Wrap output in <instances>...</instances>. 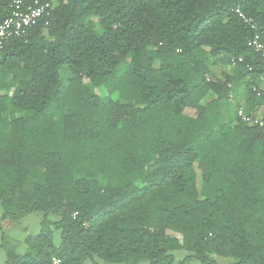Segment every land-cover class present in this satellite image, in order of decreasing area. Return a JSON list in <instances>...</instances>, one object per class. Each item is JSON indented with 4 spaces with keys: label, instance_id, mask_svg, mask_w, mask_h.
<instances>
[{
    "label": "trees",
    "instance_id": "trees-1",
    "mask_svg": "<svg viewBox=\"0 0 264 264\" xmlns=\"http://www.w3.org/2000/svg\"><path fill=\"white\" fill-rule=\"evenodd\" d=\"M47 1L0 46L3 264H264V0Z\"/></svg>",
    "mask_w": 264,
    "mask_h": 264
},
{
    "label": "built area",
    "instance_id": "built-area-1",
    "mask_svg": "<svg viewBox=\"0 0 264 264\" xmlns=\"http://www.w3.org/2000/svg\"><path fill=\"white\" fill-rule=\"evenodd\" d=\"M51 9V2L47 0H12L9 14L0 21V46L13 38L25 39L33 26L51 14ZM247 45L264 55V45L258 34ZM262 80L264 81V77ZM238 115L245 122L262 124L260 116L245 114L242 109H239ZM52 263L58 264L59 259L52 258Z\"/></svg>",
    "mask_w": 264,
    "mask_h": 264
},
{
    "label": "rangeland",
    "instance_id": "rangeland-1",
    "mask_svg": "<svg viewBox=\"0 0 264 264\" xmlns=\"http://www.w3.org/2000/svg\"><path fill=\"white\" fill-rule=\"evenodd\" d=\"M224 69L225 68L222 67L221 65H215V66H212L211 67L212 72L213 73H216V74H219ZM261 85H262V88L264 90V81L261 82ZM95 91H96V93H98V94H100L102 96H104V95L107 94L106 91H105V89H103V88H98ZM113 98L116 99L117 98V95H113ZM29 218H31L32 221L34 223H36V225H32V223H30L29 226L26 225V224L25 225H22V226L21 225H18L13 230H10V231L8 230L7 231V233L9 235L5 234V232L3 231L4 232V235L9 238V242L12 245H15L16 246V252L17 253L20 252L19 249L21 248L22 243H24L25 238L28 235H30V234L37 233L39 231V229H40V224H39L40 223V219L36 215H34V214L26 216L25 218H23L22 220H20V222L18 221V223L20 224V223L26 221ZM5 224L6 223H4L3 225H5ZM8 225H10V224H8ZM27 228L29 230H27ZM0 241H1V232H0ZM17 248H18V251H17ZM180 256H182V252H178L177 253V257H180ZM4 259H5V252L0 248V264H3Z\"/></svg>",
    "mask_w": 264,
    "mask_h": 264
},
{
    "label": "crops",
    "instance_id": "crops-1",
    "mask_svg": "<svg viewBox=\"0 0 264 264\" xmlns=\"http://www.w3.org/2000/svg\"><path fill=\"white\" fill-rule=\"evenodd\" d=\"M0 215H1V208H0ZM39 219H40V215H36ZM32 218V217H31ZM31 218H29V219H27L26 221H24V222H22V223H18V222H16V223H11L10 225H8V224H5V225H2V229H3V231L5 232V234H7V235H9L8 233H7V231L9 230H13L14 228H16V226H18V225H30V223H32V225H36V223H34L33 221H32V219ZM20 222V221H19ZM27 222V223H26ZM38 223V222H37ZM13 227V228H12ZM24 227V226H23ZM22 228V227H21ZM27 230H29L28 228H27ZM36 234V233H35ZM55 241L58 243V239H57V237H55ZM26 244H25V242L24 243H22V246H21V248L19 249V254H23L25 251H26ZM17 251H18V248H17ZM183 253H182V256H180V257H177V253H176V260L177 261H180L182 258H183ZM5 260V259H4ZM4 262V261H3ZM89 264H93V263H89ZM95 264V263H94ZM96 264H106V263H103V262H97ZM187 264H198V262L197 261H195V260H192V261H189Z\"/></svg>",
    "mask_w": 264,
    "mask_h": 264
}]
</instances>
